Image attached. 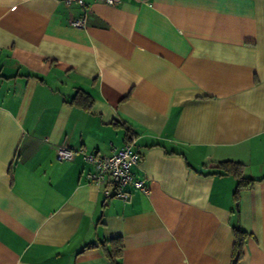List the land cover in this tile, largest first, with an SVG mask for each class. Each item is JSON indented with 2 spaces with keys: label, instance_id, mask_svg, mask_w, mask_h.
Listing matches in <instances>:
<instances>
[{
  "label": "crops",
  "instance_id": "1",
  "mask_svg": "<svg viewBox=\"0 0 264 264\" xmlns=\"http://www.w3.org/2000/svg\"><path fill=\"white\" fill-rule=\"evenodd\" d=\"M126 141L148 193L124 200L83 152ZM111 239L119 264H264V0H0V264H111Z\"/></svg>",
  "mask_w": 264,
  "mask_h": 264
},
{
  "label": "built area",
  "instance_id": "2",
  "mask_svg": "<svg viewBox=\"0 0 264 264\" xmlns=\"http://www.w3.org/2000/svg\"><path fill=\"white\" fill-rule=\"evenodd\" d=\"M73 0H64L66 4ZM80 6H85V0H74ZM110 4H115L120 0H99ZM72 24L77 27H83L85 19L80 17L72 21ZM81 152L80 149L71 148L68 146H58L56 149V158L58 160L71 159L76 153ZM86 161L92 163L94 170L87 173V178L96 182H101L106 176L114 182L116 188L112 193L121 199H128L133 190H139L143 193H148L145 184V178L136 177L132 171L134 166L139 165L141 156L134 149L133 143L130 141L124 142L121 146L115 147L111 154L106 156H96L92 152H83Z\"/></svg>",
  "mask_w": 264,
  "mask_h": 264
},
{
  "label": "trees",
  "instance_id": "3",
  "mask_svg": "<svg viewBox=\"0 0 264 264\" xmlns=\"http://www.w3.org/2000/svg\"><path fill=\"white\" fill-rule=\"evenodd\" d=\"M82 95L84 96L83 97L84 100L82 104L86 107H89L90 99H88L89 98L88 95L85 96L84 93L78 92L76 97L78 96L81 97ZM74 100H77V102L81 101L80 98H74ZM211 166L214 169V171L216 170L215 171L216 173H220V174L231 173L237 177L238 183H237L236 194L240 188L248 187L254 181L253 179L246 178L243 176L244 165L242 163L234 162V161H220V162L212 163ZM233 233H234L233 254L236 257V259H239L243 253V245L246 238V232L235 228ZM109 242L111 243V245L109 249L105 250V254L111 264H119L118 258L122 255L123 245L117 239H111Z\"/></svg>",
  "mask_w": 264,
  "mask_h": 264
}]
</instances>
